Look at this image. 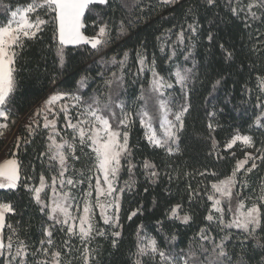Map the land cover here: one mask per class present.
Instances as JSON below:
<instances>
[{
	"label": "trees",
	"instance_id": "obj_1",
	"mask_svg": "<svg viewBox=\"0 0 264 264\" xmlns=\"http://www.w3.org/2000/svg\"><path fill=\"white\" fill-rule=\"evenodd\" d=\"M31 2L0 0V23L9 19L11 11ZM242 2L247 4L248 0ZM230 3L235 6V0H216L214 7L209 6L206 0H178L171 5H163L160 0H109L107 5H92L93 12H86L82 31L91 38L97 36L100 26L107 25L108 43L99 50L92 49L90 45H67L63 66L57 55L54 13L45 14L44 10L38 9V14L49 23L43 26L37 38L26 40L24 48L18 50L15 64L17 87L8 105L10 118L8 121L2 118L12 126L17 124L9 153L15 154L20 162V181L15 190L0 189V202L12 205L14 213L6 214V224L17 229L19 239L39 247V241L45 239L44 229L54 223L46 215L48 210L42 212L41 206L33 199V192L25 187L38 186L42 173L47 184L54 175L58 177V163L50 161L48 156H40L47 149L49 130L44 129L41 118L35 116L38 103L51 92H66L79 94L89 103L92 97L98 96L102 107L108 95L112 94L114 101H125L135 118V112L143 104L137 98L142 87L145 90L149 87L152 74L148 68L154 59L156 71L173 84V88L164 91L163 97L172 100V111L179 110L184 104L189 106L179 140L170 145L172 153L153 147L146 140L139 120L135 119L129 133L131 156L122 159L123 167L116 180L117 189L125 187L126 181L132 183L131 190L126 188L119 193L120 209L116 213L119 227L105 224L97 215L93 218L94 228L103 230L105 234L96 235L94 230L93 239L84 244L78 235H67V225L62 231L61 225L56 224L54 247L65 253L63 264L68 260L71 264H85V247L91 252L89 264H134L140 242L138 230L140 236L154 237L165 251L174 249L177 253L194 254L190 264H218L212 244L200 239L202 228H207L217 243L221 237L231 234L225 243L233 264L237 261L239 264H264L261 260L264 249L260 247L264 244V230H258L257 239L244 240V234L239 230L223 228L216 221L206 219L212 205L208 200V195L213 193L211 185L231 176L237 162L242 161L246 153L258 156L256 149H264V127L256 124L258 117L264 123V108L257 107V104L264 103V91L258 80L264 76V23L258 20L245 28L244 20L232 15ZM253 10L258 16L261 14V10ZM35 16V13L30 14V19H35ZM189 24L197 26L195 34L188 29ZM122 25L124 31H121ZM181 30L185 33L183 44L177 43ZM209 34L212 35L211 40L208 39ZM138 51L147 58L144 72H138ZM125 52L128 60L121 68L119 61ZM229 52L232 53L231 58H228ZM185 56H188L187 60ZM177 69H192L183 92L175 83ZM113 73L117 78L123 76L122 86L116 82L110 87L105 86L104 80L113 78ZM82 78L84 87L79 84ZM217 80L220 84L214 87ZM65 102L69 105L73 122H76L80 109L72 108L73 102L67 98ZM154 109L153 100L149 102L148 110ZM113 110L119 114L115 104ZM56 111L60 138L71 141L72 133L65 128L64 114ZM33 119L39 127L33 124L36 131L30 135L26 125ZM210 123L214 131H210ZM236 134L252 136L254 147H246L238 141L231 149L226 148ZM17 137L22 138L19 145ZM80 148L77 143L76 155L80 159L69 160L70 167L65 173L74 181H84L69 189L73 198L70 201L78 205L85 201V194L89 191L88 177H92L91 183H94L95 163L91 149L84 147L81 152ZM128 160L134 165L131 173ZM145 161L155 165L158 172L155 182L150 178L149 170L144 168ZM256 163L257 169L246 177L244 169L237 174L238 180L247 181V187L241 189L237 184L235 189L241 192L246 204L256 201L264 182V164L259 160ZM250 165L251 161L245 168ZM48 190L43 191L45 201ZM176 205L181 206L178 210L180 216L187 214L191 217L188 223L169 218L170 210ZM133 212L136 215L133 216ZM225 220H229L227 216ZM3 231L6 242L10 229L5 227ZM113 231H119L120 236L113 237ZM171 234H175L177 239L169 244L165 238ZM65 240L72 248L70 253H66L64 248ZM241 240H244L243 244ZM141 259L144 264H152L148 257Z\"/></svg>",
	"mask_w": 264,
	"mask_h": 264
},
{
	"label": "snow or ice",
	"instance_id": "obj_2",
	"mask_svg": "<svg viewBox=\"0 0 264 264\" xmlns=\"http://www.w3.org/2000/svg\"><path fill=\"white\" fill-rule=\"evenodd\" d=\"M176 2L178 0H160V3L163 5H171ZM108 3L109 0H32L27 6L23 8L18 7L16 10L10 12V19L5 23H0V118H3L4 121H8L10 118L11 109L8 105L17 87L15 75L17 69L15 64L19 55L18 50L24 48L26 40L37 38V34L43 31V26L49 23L48 20L43 19L38 14V9L44 10L45 14L54 13L52 19L55 22L56 36L58 37L57 55L59 56L60 65L63 66L64 48L67 45H90L92 49L99 50V48L108 43L109 32L107 25L99 27L96 37L90 38L82 31L85 27L86 12L89 14L93 12L90 6L107 5ZM206 3L209 6H216V0H206ZM253 9L261 10V14L258 16L257 12ZM229 10L234 17L244 20L245 28L251 27V22L258 20L264 23V0H248L247 4H244L242 0H235V6L230 3ZM34 13L36 14L35 19H30V14ZM188 29L193 34L198 30L195 24H189ZM124 30V26L122 25L121 31ZM168 31L170 32L171 30ZM184 36L185 33L181 30L177 36V43L183 44ZM208 39H212L211 34H209ZM173 55H175V50L173 51ZM227 55L228 58H231L232 53L229 52ZM185 59L187 60L188 56H185ZM127 60L128 53L125 52L124 58L119 61L121 68L124 67ZM112 62L115 63V59ZM137 62L139 64L138 72H144L147 67V58L142 52H137ZM148 70L151 71L152 78L147 90L143 87L141 88L140 96L137 99L143 101V104L135 112V118L125 101H114L112 94L108 95L107 102L101 107V100L98 96L92 97V102L89 103L79 94L60 92L51 95L44 102L43 107L35 113V116L43 114V128L49 130L47 149L45 152L40 153V156H48L50 161L58 163L59 186L61 189L65 185L75 187L77 183L84 182L83 180L74 181L71 177L65 178V173L70 167L69 160L80 159L76 155L77 143L81 146V152L84 147H87L94 153V168L98 175L95 177L94 188L91 183L92 177H88L89 191L85 194L83 215L78 216L73 215L71 211L72 204L69 203V200L73 198L70 196V192H58L56 187L58 177L56 175L52 177L50 185L46 183L43 173L40 175L38 187L33 188L25 185L29 191L34 193L33 199L41 206L40 210L45 212V209H47L46 215L48 219L54 222L53 225L44 229L45 239L39 241V247H33L25 240L19 239L17 229L11 224H6V214L14 213L12 205L0 202V264H63L65 253L54 247L53 231L56 224L61 225L62 231L65 230L64 226L67 225V235L69 237L78 235L84 244L93 239L92 233L94 230L96 231V235L103 236L105 234L103 230L94 228L93 202L90 200L93 191L95 192L94 205L100 209V215L104 223L119 227L118 215H108L107 211L112 208L115 210V213H118L120 198L117 193H123L126 188L128 190L132 188V183L126 181L125 187L117 189L116 180L123 167L121 163L122 159H127L131 156L129 133L135 123V119L139 120L141 128L144 129L145 138L150 145L156 148H164L168 153H172L173 149L170 145L179 140V132L184 128L185 114L189 111V106L184 104L179 110L173 112L170 107L172 100L170 98H163L164 90L173 88V84L156 71L154 59L152 66ZM191 72L192 69H177L174 73L175 83L180 85L182 92L187 88V81L190 78ZM258 80L261 90L264 91V76L258 77ZM114 82L122 86L123 76L121 75L117 78L116 74L113 73V78L104 80L105 86L109 87ZM79 84L81 87L85 86L84 78L81 79ZM219 84L220 81L217 80L214 87ZM116 95H119L118 91ZM66 98L73 102L72 108L80 109L75 123H73V117L69 114V105L67 103H60L58 105V102L65 101ZM153 100L159 115V127L162 135L157 134V130L153 126L155 117L148 110L149 102ZM113 104H115V108L119 109L118 115L113 110ZM57 107L59 108V112L64 114V120L66 121L65 128L71 129V141L63 137H61L59 142L57 141V137L61 136L60 131L57 130ZM257 107L264 108V103L257 104ZM105 112L108 114L105 115ZM49 115H52L53 118L49 119ZM169 115H172L173 119H169ZM111 121H117L115 127ZM33 124H37V127H39L35 119L26 125L30 135L35 134L36 131L32 127ZM256 124L258 127H264V123H261V117L257 118ZM8 127V123H0V136L4 135ZM208 127L210 131L215 130L211 123ZM21 139V137H17V145H19ZM238 141L246 147H254L252 136L236 134L226 144V148L231 149ZM215 148L216 142L213 140V149ZM256 152L259 153L258 156L246 153L245 159L237 162L231 176L211 185L213 193L208 195V200L212 201V205L206 219L209 222L216 221L223 228H235L239 230L244 234V240L249 238L257 239L258 230H264V210H262L264 208V182L261 184L260 195L247 208L241 192H234L237 184L240 185L241 189L247 187L246 180H238L237 174L241 169H244L246 177L248 173L257 169V160L261 164H264V149H256ZM14 157L15 154H13V158L6 159L3 163H0V189L15 190L18 187L20 181V162ZM249 161H251L250 167L244 168ZM128 165V171L131 173L134 165L131 164L130 160H128ZM144 168L149 170V176L155 182V178L158 177L155 165L145 161ZM200 175H204V173H200ZM46 187H50L52 191L50 204L46 203L41 196ZM102 197L103 200L101 199ZM234 198L238 203L233 211L232 201ZM225 205L228 212H233V218L227 222L225 220ZM180 208V205L174 206L170 210L169 218L179 219L183 223H188L191 217L187 214L180 216L178 214ZM213 213L218 215H214ZM132 215H136V212H133ZM77 219L79 220L78 232L76 231L77 225L75 223ZM5 227L10 229L6 242L3 231ZM120 234L119 231L112 232L113 237H119ZM230 235L226 234L221 237L217 243L215 238L209 234L207 228L200 229V239L212 244V251L216 255L218 264H233L225 243V241L229 240ZM14 237L16 238L15 240ZM138 237L140 242L137 244V253L135 254L137 259L134 264H144V261L141 259L142 257H148L152 261V264H190V259L194 256L191 253L185 254L183 251L177 253L174 249L165 251L164 248L159 246L154 237L140 236L139 230ZM165 239L171 244L176 241L177 237L175 234H171ZM244 240H241V244L244 243ZM257 242L259 243V240ZM113 246L115 247V240H113ZM260 247L264 249V244H260ZM64 248L66 249V253L72 251L68 240L64 241ZM204 251L206 252L207 249H204ZM90 255V250L85 247V264H89ZM261 260L264 261V256L261 257ZM67 264H71V260H68ZM235 264H239V262L237 261Z\"/></svg>",
	"mask_w": 264,
	"mask_h": 264
},
{
	"label": "rangeland",
	"instance_id": "obj_3",
	"mask_svg": "<svg viewBox=\"0 0 264 264\" xmlns=\"http://www.w3.org/2000/svg\"><path fill=\"white\" fill-rule=\"evenodd\" d=\"M9 19H10V15H9ZM7 22V21H6ZM96 37V36H95ZM166 90V89H165ZM164 90V91H165ZM53 94H56V92H51V93H49V94H47L46 96H44L42 99H41V101L38 103V109H37V111L39 110V109H41L42 107H43V105H44V102L51 96V95H53ZM60 103H66L65 101H62V102H58V105L60 104ZM56 110H59V108L57 107V109ZM150 111V113H152V115L155 117V119H154V121H153V126L156 128V130H157V134L158 135H162V131H161V129H160V127H159V115H158V112H157V109H156V107H155V109L153 110V111H151V110H149ZM105 115H107V114H105ZM40 118H41V120H42V122L44 123V119H43V114H41L40 116H39ZM22 118H24V117H22ZM22 118L20 119V120H22ZM53 118V116L52 115H49V119H52ZM169 119H173V116L172 115H169ZM112 123H113V126L115 127L116 126V121H111ZM0 123H5L3 120H2V118H0ZM73 123H75V122H73ZM9 125V127H8V129H6L5 130V132H4V135L3 136H0V148H2V150H1V155H0V163H3V161L4 160H6V159H11V158H13V154H10L9 153V150H10V146H11V144H12V142H13V140H14V138H15V135H16V128H17V124H15V125H10V124H8ZM71 130V129H70ZM60 137L57 139V141L59 142L60 141ZM15 158V157H14ZM94 159H95V156H94ZM245 159V158H244ZM243 159V160H244ZM246 167V165L244 166V168ZM241 172H243V169H241L240 170V172L239 173H241ZM238 173V174H239ZM98 174H97V172H96V170H95V168H94V183H93V185L95 186V177L97 176ZM65 178H67L66 176H65ZM101 179H102V177H101ZM226 179V178H225ZM224 180V179H223ZM51 184V182L48 184V185H50ZM39 186V185H38ZM38 186H36V187H38ZM56 187H57V190H58V192H70L69 191V189H70V185H65V187L63 188V189H61L60 188V186H59V178L57 179V185H56ZM46 188H49V190H48V199H47V201H45L46 203H51V197H52V191H51V188L50 187H46ZM45 188V189H46ZM44 189V190H45ZM234 192H235V189H234ZM118 195H119V193H117ZM33 195H34V193H33ZM41 196H42V198H43V192L41 193ZM102 200H103V197L101 198ZM90 200L93 202V213H94V215H93V218H95L97 215H98V217L101 219V221L102 222H104L103 221V218L101 217V215H100V209L98 208V207H95V205H94V201H95V192L93 191V195H92V197L90 198ZM69 203H71L72 204V209H71V211H72V213H73V215H83V207H84V202H82V204L81 205H78V203L77 204H73L70 200H69ZM237 203H238V201L234 198L233 199V201H232V208H233V211L235 210V208L237 207ZM253 202L251 201L250 202V204H246L245 203V206H246V208L247 207H249V206H251V204H252ZM225 207H226V215L225 216H227L228 217V219L229 220H231L232 218H233V212H228L227 211V206L225 205ZM107 214L108 215H113V216H115L116 215V213H115V210L114 209H112V208H110V209H108V211H107ZM71 223V222H70ZM75 223H76V225H77V229H76V231L78 232V226H79V220L77 219L76 221H75Z\"/></svg>",
	"mask_w": 264,
	"mask_h": 264
},
{
	"label": "crops",
	"instance_id": "obj_4",
	"mask_svg": "<svg viewBox=\"0 0 264 264\" xmlns=\"http://www.w3.org/2000/svg\"><path fill=\"white\" fill-rule=\"evenodd\" d=\"M1 150H2V148H0V155H1Z\"/></svg>",
	"mask_w": 264,
	"mask_h": 264
}]
</instances>
